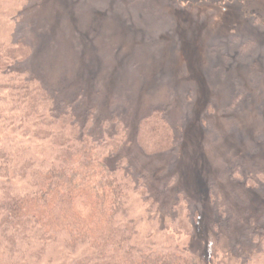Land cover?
<instances>
[{
	"label": "rangeland",
	"instance_id": "rangeland-1",
	"mask_svg": "<svg viewBox=\"0 0 264 264\" xmlns=\"http://www.w3.org/2000/svg\"><path fill=\"white\" fill-rule=\"evenodd\" d=\"M0 40L21 53L12 68L26 70L53 100L77 98L81 108L85 101L92 123L123 118L119 151L144 172H185L194 188L212 176L228 190L232 166L244 177L264 167V0H0ZM23 105L0 92V165L9 154L51 155L44 128ZM146 116L166 129V146L175 148L182 135L181 146L160 154L163 146L149 145L141 133ZM19 158L15 166L24 163ZM132 186L139 244L188 245L185 229L148 219L145 189ZM168 195V202L179 198ZM191 200L183 205L185 228L195 220Z\"/></svg>",
	"mask_w": 264,
	"mask_h": 264
},
{
	"label": "trees",
	"instance_id": "trees-1",
	"mask_svg": "<svg viewBox=\"0 0 264 264\" xmlns=\"http://www.w3.org/2000/svg\"><path fill=\"white\" fill-rule=\"evenodd\" d=\"M14 46L0 40V65L10 63L0 68V92L8 90L13 101L29 108L52 151L44 159L26 152L2 157L0 264H264V167L244 177L232 166L228 190L212 176L204 188H194L185 172L166 176L154 167L145 173L119 151L128 131L123 118L92 123L93 108L85 101L81 108L77 98L53 100L26 70L12 68L22 57ZM149 117L140 120L149 145L163 146L160 154L181 146L182 135L175 148L166 146V129ZM16 158L24 163L15 166ZM131 182L145 189L148 219L175 232L185 229L188 245L139 244L129 208L128 194L136 190ZM173 193L179 198L168 202L165 195ZM189 199L198 211L185 228L183 205Z\"/></svg>",
	"mask_w": 264,
	"mask_h": 264
}]
</instances>
